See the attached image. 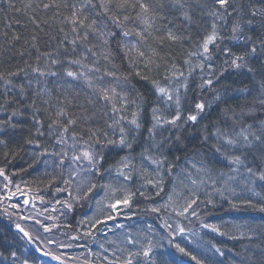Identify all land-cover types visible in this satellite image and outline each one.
I'll return each mask as SVG.
<instances>
[{
  "label": "trees",
  "instance_id": "1",
  "mask_svg": "<svg viewBox=\"0 0 264 264\" xmlns=\"http://www.w3.org/2000/svg\"><path fill=\"white\" fill-rule=\"evenodd\" d=\"M202 51L215 56L223 97L195 121L191 111L177 136L136 137L160 163L145 173L149 182L135 183L132 206L156 224L164 216L156 211L173 201L166 169L177 178L187 163L203 164L193 190L217 231L200 242L217 251L200 255L187 242L173 252L164 239L154 241L150 264H264V0H0V168L57 197L68 174L48 161L58 139L71 138L105 147L96 165L108 173L124 155L110 146L119 121L146 128L159 88ZM256 99L263 115L235 128L225 112ZM95 200L73 206L70 224L94 214ZM21 238L0 219V264H20Z\"/></svg>",
  "mask_w": 264,
  "mask_h": 264
},
{
  "label": "rangeland",
  "instance_id": "2",
  "mask_svg": "<svg viewBox=\"0 0 264 264\" xmlns=\"http://www.w3.org/2000/svg\"><path fill=\"white\" fill-rule=\"evenodd\" d=\"M204 51L193 56L184 70L175 72L169 83L159 88L156 107L145 113L146 128H140L131 120L119 121L117 138L110 146L123 150L124 155L115 159L116 164L108 173L97 170L96 165L105 157V147L102 148L104 151L99 150L71 138H59L57 152L50 155L48 161L62 164L68 174V185L60 188L61 193L57 197L32 189L28 183L0 168V219L11 222L22 235L25 245L23 254L17 260L13 259L15 263L150 264L151 247L156 244L154 241L158 243L164 239L168 240L167 246L171 250L172 247L181 250L187 242L195 243L200 255L216 250L200 242L202 234L210 237L217 231L211 225V216L201 217V213L209 208L204 209L199 204L193 190L198 182V178H193V172L198 171V175L207 172L203 164L195 161L187 163L188 171L182 169L177 178L174 176L177 171L172 174L166 169L167 175L173 179L167 180L173 188L169 197L173 201L166 202L161 211H156L164 215L156 224L136 213L132 206V198L136 196L135 183L142 179L149 182L150 177L147 178L145 173L150 176V169L160 163L150 149L143 148L144 142H138L136 137L145 132L148 136L157 137L158 132L165 129L171 131L170 135L177 136L186 126L184 119L191 111L195 112V116L203 115L208 107L216 105L223 97L215 86V56H207ZM37 75L45 79V72ZM160 89L164 92L161 93ZM260 101L252 100L241 105L238 113L225 112V115L235 128L241 129L248 125L249 120L252 122L263 115ZM198 104L204 105L203 110L196 107ZM121 140L124 142L121 143ZM213 180L206 183L207 193L213 191ZM84 196L96 199L94 214L82 216L78 226H73L69 221L73 206L81 204ZM90 199H85L86 204H90ZM211 205L208 204L209 207ZM70 227L74 229L70 231ZM29 249H35L37 255L29 254Z\"/></svg>",
  "mask_w": 264,
  "mask_h": 264
},
{
  "label": "snow or ice",
  "instance_id": "3",
  "mask_svg": "<svg viewBox=\"0 0 264 264\" xmlns=\"http://www.w3.org/2000/svg\"><path fill=\"white\" fill-rule=\"evenodd\" d=\"M217 2H218L221 6H225V5L227 4L228 0H217ZM125 35H127V33H126ZM173 38H175V37H173ZM214 39H215V36H210V37L208 38V41H206V42H205V45H204L205 51H207L208 43L211 42V41H213ZM68 75L72 76V75H75V74L69 72ZM160 92L163 93V92H164V89H160ZM196 107H197L198 109H200V110H203L204 105H203V104H198ZM188 119H189V120H192V121H195V120L197 119V117H196L195 115H193V116H189ZM157 122H159V121H157ZM172 122L174 123L175 121L173 120ZM132 123H136V122H135V121H132ZM123 142H124V141L121 140V143H123ZM262 178H264V177H262Z\"/></svg>",
  "mask_w": 264,
  "mask_h": 264
}]
</instances>
